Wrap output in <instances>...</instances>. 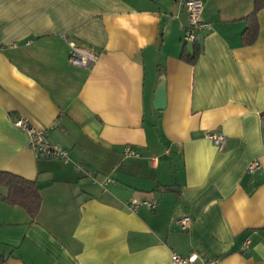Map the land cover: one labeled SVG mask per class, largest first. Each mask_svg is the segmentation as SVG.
<instances>
[{
	"label": "crops",
	"instance_id": "1",
	"mask_svg": "<svg viewBox=\"0 0 264 264\" xmlns=\"http://www.w3.org/2000/svg\"><path fill=\"white\" fill-rule=\"evenodd\" d=\"M201 1L210 27L191 64L174 0H0V170L41 196L31 219L0 194V264H170L172 252L264 264V8L247 45L253 0ZM69 42L95 60L73 64ZM17 116L68 160L36 156ZM132 197L158 204L131 211Z\"/></svg>",
	"mask_w": 264,
	"mask_h": 264
},
{
	"label": "built area",
	"instance_id": "2",
	"mask_svg": "<svg viewBox=\"0 0 264 264\" xmlns=\"http://www.w3.org/2000/svg\"><path fill=\"white\" fill-rule=\"evenodd\" d=\"M179 5L183 6L187 13V26L183 38L185 42L191 41L192 43L199 39V34L205 29H209L210 24L201 18V11L203 7V2L201 0H174ZM69 59L73 64L86 66L89 62L95 60L96 55L92 51L75 44L74 42H69ZM12 123L25 132L27 136V144L33 150L36 156H43L48 158H57L63 161H67L68 151L59 143L50 142L43 129L37 128L29 124L28 120L23 116H17L12 120ZM207 137L212 141V143L221 149L225 142V136L218 130L208 131L206 133ZM126 154H136V151L127 146L125 148ZM259 167V162L256 160L251 161L247 170L252 171ZM93 181H97L93 177ZM112 179L105 176L103 182H109ZM158 204V199L156 197L152 198H136L132 197L126 202V207L131 211H136L139 206H145L149 209H155ZM182 228H186L190 222V218L184 216L178 218L177 220ZM249 242L247 237L243 242V247H246ZM199 260L201 264H215L216 259L208 258L200 255L196 252H189L187 254H180L177 252H172L170 255V264H192L194 261Z\"/></svg>",
	"mask_w": 264,
	"mask_h": 264
},
{
	"label": "trees",
	"instance_id": "3",
	"mask_svg": "<svg viewBox=\"0 0 264 264\" xmlns=\"http://www.w3.org/2000/svg\"><path fill=\"white\" fill-rule=\"evenodd\" d=\"M262 8H264V0H253V9L246 16V26L242 33L243 44H252L256 40L258 28L257 12ZM183 44L181 58L188 63H194L201 51L199 40L192 43L190 50L186 49L185 42ZM261 114L264 115V111ZM0 186L4 188V191L0 192L3 201L23 207L30 218H34L41 202L39 186L36 180L0 170Z\"/></svg>",
	"mask_w": 264,
	"mask_h": 264
},
{
	"label": "water",
	"instance_id": "4",
	"mask_svg": "<svg viewBox=\"0 0 264 264\" xmlns=\"http://www.w3.org/2000/svg\"><path fill=\"white\" fill-rule=\"evenodd\" d=\"M164 106H165V79L163 76H160L154 94L153 107L156 109H162Z\"/></svg>",
	"mask_w": 264,
	"mask_h": 264
},
{
	"label": "rangeland",
	"instance_id": "5",
	"mask_svg": "<svg viewBox=\"0 0 264 264\" xmlns=\"http://www.w3.org/2000/svg\"><path fill=\"white\" fill-rule=\"evenodd\" d=\"M183 35H184V33H183ZM183 35H182V39H181V42L182 43H184L185 42V40H184V38H183ZM186 43V45H187V47H190L191 46V44H192V42L191 41H187V42H185Z\"/></svg>",
	"mask_w": 264,
	"mask_h": 264
}]
</instances>
